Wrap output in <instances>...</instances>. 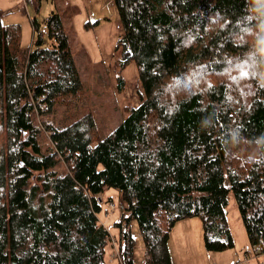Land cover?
Masks as SVG:
<instances>
[{"label":"trees","instance_id":"obj_1","mask_svg":"<svg viewBox=\"0 0 264 264\" xmlns=\"http://www.w3.org/2000/svg\"><path fill=\"white\" fill-rule=\"evenodd\" d=\"M114 1L115 48L122 67L135 61L144 93L105 138L91 112L47 119L83 88L61 14L46 19L48 47L40 36L25 48L0 19V264H109L96 196L110 186L125 202L119 264H134L133 220L144 264H173L170 232L188 217L201 218L208 250L233 246L231 190L264 253V0Z\"/></svg>","mask_w":264,"mask_h":264},{"label":"rangeland","instance_id":"obj_2","mask_svg":"<svg viewBox=\"0 0 264 264\" xmlns=\"http://www.w3.org/2000/svg\"><path fill=\"white\" fill-rule=\"evenodd\" d=\"M18 1L19 5L2 12L1 22L19 28V40L25 48L35 47L40 36L43 38V46L48 47L52 45V40L48 35L46 19L53 10H57L64 19L68 42L83 82V88L76 94L64 96L48 118L38 116L39 123L44 126L43 119L47 118L55 126L65 125L91 112L99 137L105 138L110 135L130 111L140 105L141 94L144 93L135 61L122 67L121 54L115 48L117 39L123 33L115 1ZM120 74L125 81L123 89L118 88ZM41 140L43 149L54 146L47 129H44ZM62 161L61 169H64L68 163L64 159ZM96 197L100 201L103 198L102 208L98 211L99 220L105 224L102 219H108L106 224L111 235L117 236L118 227L115 222L125 210L120 189L114 186L105 187ZM235 199L231 190L226 215L234 245L223 250H208L204 242L201 218L197 216L184 218L179 220L170 232L169 249L172 250L173 264H232L245 259L247 260L245 264L264 263V253H257L258 247L248 238ZM131 227L136 239L134 264H144V242L138 222L133 220ZM178 227H182L186 235L177 232ZM116 246L112 240L108 244L106 261L109 264L122 263L117 255Z\"/></svg>","mask_w":264,"mask_h":264},{"label":"crops","instance_id":"obj_3","mask_svg":"<svg viewBox=\"0 0 264 264\" xmlns=\"http://www.w3.org/2000/svg\"><path fill=\"white\" fill-rule=\"evenodd\" d=\"M19 5L20 3H19V1L18 0H0V19H1V15H2V12L3 11H6V10H8V9H11V7H14L15 5ZM16 8H17V6H16ZM103 205V204H102ZM107 220L108 219H106V220H103L102 219V221L105 223L104 225H107L106 224V222H107ZM178 224V223H177ZM178 226V225H177ZM180 226H182V225H180ZM182 227H178L177 228V232H179V233H184L185 235H186V231H182V229H181ZM171 252V255L170 256H172V260H173V255H172V250L170 251ZM173 263H174V261H173Z\"/></svg>","mask_w":264,"mask_h":264},{"label":"built area","instance_id":"obj_4","mask_svg":"<svg viewBox=\"0 0 264 264\" xmlns=\"http://www.w3.org/2000/svg\"><path fill=\"white\" fill-rule=\"evenodd\" d=\"M60 155V157L62 158V159H64V156H62V154H59ZM72 159V158H71ZM64 160H66V159H64ZM98 202H100L99 200H98ZM112 239V243H113V245H115L116 244V239L114 238V237H112L111 238ZM116 246V245H115ZM117 247V246H116ZM117 255L119 256V259L121 258V256H120V251H119V249H117ZM247 261V260H246ZM241 264H245L244 262H241Z\"/></svg>","mask_w":264,"mask_h":264},{"label":"water","instance_id":"obj_5","mask_svg":"<svg viewBox=\"0 0 264 264\" xmlns=\"http://www.w3.org/2000/svg\"><path fill=\"white\" fill-rule=\"evenodd\" d=\"M264 264V263H263Z\"/></svg>","mask_w":264,"mask_h":264}]
</instances>
